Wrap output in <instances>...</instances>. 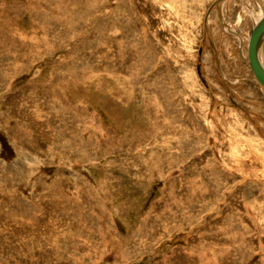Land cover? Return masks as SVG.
I'll return each mask as SVG.
<instances>
[{"label":"rangeland","instance_id":"obj_1","mask_svg":"<svg viewBox=\"0 0 264 264\" xmlns=\"http://www.w3.org/2000/svg\"><path fill=\"white\" fill-rule=\"evenodd\" d=\"M217 1L0 0V264H264V0Z\"/></svg>","mask_w":264,"mask_h":264},{"label":"water","instance_id":"obj_2","mask_svg":"<svg viewBox=\"0 0 264 264\" xmlns=\"http://www.w3.org/2000/svg\"><path fill=\"white\" fill-rule=\"evenodd\" d=\"M223 0H218L215 6L221 5ZM221 13V11H219ZM221 16V14H220ZM223 20V17H222ZM264 44V17L255 26L249 44V65L252 68L256 81L264 86V64L258 56V50Z\"/></svg>","mask_w":264,"mask_h":264},{"label":"bare ground","instance_id":"obj_3","mask_svg":"<svg viewBox=\"0 0 264 264\" xmlns=\"http://www.w3.org/2000/svg\"><path fill=\"white\" fill-rule=\"evenodd\" d=\"M89 1V0H88ZM91 1V0H90ZM86 2V1H85ZM87 5V4H86ZM88 6V5H87ZM216 7H218L219 9H220V5L219 6H216ZM263 17H264V14L262 15V16H260L259 18H257V21H256V24H255V26L263 19ZM255 26H254V28H255ZM254 28H253V30H254ZM229 29V28H228ZM252 33H253V31H252ZM252 33H251V35H252ZM251 35L250 36H248V44H250V38H251ZM241 38V37H240ZM258 56H260L259 58H260V60H261V62L263 63V59H264V44L262 45V47L261 48H259V50H258ZM246 59H247V62L249 63V48H248V52H247V56H246ZM264 64V63H263ZM264 87V86H263Z\"/></svg>","mask_w":264,"mask_h":264}]
</instances>
